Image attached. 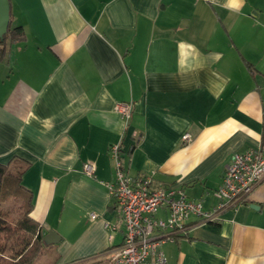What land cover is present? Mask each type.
<instances>
[{"label":"crops","instance_id":"1","mask_svg":"<svg viewBox=\"0 0 264 264\" xmlns=\"http://www.w3.org/2000/svg\"><path fill=\"white\" fill-rule=\"evenodd\" d=\"M8 2L24 36L0 61V163L33 194L43 236L59 238L35 264H108L123 244L101 183L116 179L112 145L128 175L204 210L231 156L264 149V0ZM13 201L0 203L9 222L22 213ZM196 221L161 246L168 264H264V180L214 223Z\"/></svg>","mask_w":264,"mask_h":264},{"label":"built area","instance_id":"2","mask_svg":"<svg viewBox=\"0 0 264 264\" xmlns=\"http://www.w3.org/2000/svg\"><path fill=\"white\" fill-rule=\"evenodd\" d=\"M127 122L131 103L121 102L114 107ZM191 135L184 134L183 141ZM119 145H112L115 182H101L108 190L118 223L125 229L124 242L114 252L108 264H168L161 246L174 241L189 229L188 220L195 217V225L214 223L220 211L242 202L264 180V149L236 152L225 165L221 185L214 191L218 203L204 210L201 203L189 198L180 187H152L151 175H128L121 164ZM83 172L94 177L95 167L84 163ZM165 209V218L157 217ZM92 218H96L91 214Z\"/></svg>","mask_w":264,"mask_h":264},{"label":"trees","instance_id":"3","mask_svg":"<svg viewBox=\"0 0 264 264\" xmlns=\"http://www.w3.org/2000/svg\"><path fill=\"white\" fill-rule=\"evenodd\" d=\"M0 43V61L5 52L6 41L19 40L24 36L23 28H7ZM16 198L20 200L22 213L15 222L0 217V264H31L45 247L43 232L37 221L30 217L33 209V194L23 184L8 174L0 163V203Z\"/></svg>","mask_w":264,"mask_h":264},{"label":"water","instance_id":"4","mask_svg":"<svg viewBox=\"0 0 264 264\" xmlns=\"http://www.w3.org/2000/svg\"><path fill=\"white\" fill-rule=\"evenodd\" d=\"M9 11H10V3L8 0H0V42L3 40V36L6 34L8 31V27L10 24V16H9ZM252 207H257L253 205ZM53 236H56V233L51 231L49 232L46 236L43 237V243L45 245H49L51 243H55L58 241L53 239Z\"/></svg>","mask_w":264,"mask_h":264},{"label":"clouds","instance_id":"5","mask_svg":"<svg viewBox=\"0 0 264 264\" xmlns=\"http://www.w3.org/2000/svg\"><path fill=\"white\" fill-rule=\"evenodd\" d=\"M243 5V0H228L227 7L230 10L238 11Z\"/></svg>","mask_w":264,"mask_h":264},{"label":"rangeland","instance_id":"6","mask_svg":"<svg viewBox=\"0 0 264 264\" xmlns=\"http://www.w3.org/2000/svg\"><path fill=\"white\" fill-rule=\"evenodd\" d=\"M14 200L13 202H17V204L21 207V202H20V200H18V199H16V198H9V200ZM9 200H7L8 202H9ZM7 201H4V202H7ZM3 202V203H4ZM6 204H8V203H6ZM9 222V221H8ZM10 223V222H9ZM46 250L44 249V251L41 253V254H39V255H37V258L39 259L40 257H41V255L45 252ZM48 257V256H47ZM36 258V259H37ZM31 264H35L34 263V261L31 263ZM38 264H40V262H38Z\"/></svg>","mask_w":264,"mask_h":264}]
</instances>
